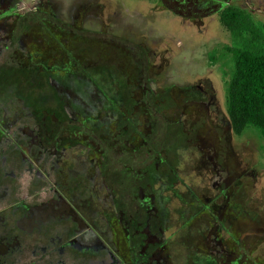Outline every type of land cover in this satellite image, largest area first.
Returning <instances> with one entry per match:
<instances>
[{
    "label": "rangeland",
    "instance_id": "1",
    "mask_svg": "<svg viewBox=\"0 0 264 264\" xmlns=\"http://www.w3.org/2000/svg\"><path fill=\"white\" fill-rule=\"evenodd\" d=\"M169 1L0 0V94L48 66L57 70L71 66L73 72L98 65L119 66L129 83L121 88L125 100L114 104L121 119L116 116L113 121L95 116L90 106L84 108L80 98L70 91H60V87L59 92L64 93L55 95L51 105L33 102L26 87L21 92L30 102L10 99L5 105L8 109L0 108V169L5 167L0 173V257L7 263H14L18 255L16 260L23 264H35L38 240L33 215L42 212L56 218L62 212V203L57 207L45 204L42 210L35 207L29 214L14 209L27 202L37 204L38 198L31 194L39 187L38 175L41 177L52 158L65 155L74 168L78 159L71 152L77 147L83 153L89 149L85 157L98 174V187L105 183L103 188L109 189L106 196L113 194L112 188L115 196L121 191L120 181L136 178L141 182L137 199L152 202L146 176L156 170L165 177L169 171L166 150L183 144L181 153L170 160L171 169L179 175V182L173 186L175 193L164 192L169 199L164 227L169 243L158 246L162 264H193L187 253L197 247L203 254L215 256L219 264H233V258L234 264H264L263 139L254 127L241 135L231 129L226 87L233 62L223 46L233 45V40L218 20V11L232 4L264 22V0ZM174 1L181 2L180 13ZM46 9L61 18L64 26L54 29V19ZM213 51L215 61L210 57ZM39 76L47 80L45 75ZM50 83L57 86L54 81ZM92 90L94 95L99 93L98 88ZM73 102L89 117L82 115V109L72 110ZM86 118L90 123H85ZM85 132L88 137H84ZM3 134L11 135L21 151L17 148L11 152L14 149ZM82 138L85 144L80 145L77 140ZM25 173L27 181L23 182ZM21 183H27L28 189H21ZM13 188H19L18 192ZM192 194L208 206L214 198L217 212L213 221L203 210L191 217L196 218L192 224L182 226L183 216L179 218L178 211L187 203H196ZM28 195L33 199L28 201ZM63 207L68 210L70 205L65 203ZM149 212L143 206L135 209L134 219L124 218L128 227L125 231L134 233V227L145 223ZM229 213L235 217L232 224L224 220ZM16 231L31 246L26 256L22 255L21 241L12 239V234L8 238ZM230 234L240 239L237 249ZM54 239L49 237L50 241Z\"/></svg>",
    "mask_w": 264,
    "mask_h": 264
},
{
    "label": "flooded vegetation",
    "instance_id": "2",
    "mask_svg": "<svg viewBox=\"0 0 264 264\" xmlns=\"http://www.w3.org/2000/svg\"><path fill=\"white\" fill-rule=\"evenodd\" d=\"M168 2L170 1L168 0ZM173 3L180 13L183 9L181 2L174 1ZM74 95L79 98L75 93ZM90 96L94 97L96 95L90 93ZM87 132H85L84 137L89 136ZM80 140L82 141L77 140L78 144H85L83 138ZM128 143H132V141ZM114 144L124 145V142H114ZM59 145L60 142L57 143L56 148ZM78 148H76L77 153H79ZM87 152L89 153V149L86 150V155ZM72 165V160L69 162L65 155L52 158L44 167L46 169L41 177L38 175L39 187L31 194L33 198L35 196L38 198L37 204L33 205L27 202L26 205L19 204L14 208L16 211H25L29 214L35 207L42 210L48 204L57 207L59 203H62L60 206L62 212L60 211L56 218L52 215L42 214V212L33 215L36 217L34 222L38 240V251L36 253L38 258L35 260V264H42L43 261L44 264H47L48 258L50 260L48 264H162L160 254L157 251L160 250L158 246L169 243L164 229L166 226L165 219L168 216L167 211H169V199L164 192L163 195L159 191L157 192V183V187L154 188L155 179L152 176H146L145 179V182L150 183L147 189L153 197L152 202L146 199L142 201L137 199V188L141 186V182L136 178L131 181H120L118 190L121 191L115 196V191L112 188L111 192L113 194L109 193L112 195L106 196L104 193L109 189L103 188L106 187L104 182L102 186L99 185L104 192L98 187L95 178L98 174L94 172V167H91L93 163L88 160V156L78 161L74 168ZM21 177L23 182L27 181L26 173ZM93 181L95 182L94 186L92 185ZM171 186L172 188H167V191L175 193L172 183ZM22 188L28 189V184L22 186L21 183ZM16 189L18 192L19 188ZM91 189H94L97 194L94 195V191L91 193ZM31 195L28 196L31 197ZM28 196L26 197L28 201L33 199L32 197L29 199ZM192 197L196 203H187L185 207L178 211L179 218L183 216L182 226L188 227L192 224L196 218L191 217L203 210L207 212L208 215H206L209 220L213 221L216 217L215 212H217V208L214 206V198L210 199L212 206H208L201 204L197 194H193ZM178 198H181L180 194ZM36 199L34 201H37ZM164 200L165 203H163ZM65 203L70 205L68 210L63 207ZM141 206L150 211L145 223L134 227V233L132 231L126 232L125 229L128 227L124 218L134 219L133 212ZM229 217L232 221H229ZM233 218L235 219L229 213L224 220L232 224ZM133 221L130 220V224H134ZM9 223L11 224L10 221ZM10 224L9 227H12ZM223 227L224 230L228 231L226 225H222ZM200 228L207 229L206 226ZM230 235V239L235 240L233 247L237 249V244L240 245V239L236 238L234 234ZM52 236L55 237L54 241L49 240V237ZM33 242H35V238ZM202 250L197 247L189 251L187 253L189 263L192 261L193 264H219L215 256L210 253L203 254ZM62 254L65 256L64 259L61 258ZM24 255L26 256V254ZM207 256L210 257V260H208L210 263L203 259ZM211 259H214L215 262ZM234 263H236V260L233 258Z\"/></svg>",
    "mask_w": 264,
    "mask_h": 264
},
{
    "label": "trees",
    "instance_id": "3",
    "mask_svg": "<svg viewBox=\"0 0 264 264\" xmlns=\"http://www.w3.org/2000/svg\"><path fill=\"white\" fill-rule=\"evenodd\" d=\"M45 11L48 16L54 19V29L64 26L65 22L54 15L51 9L50 13L47 9ZM218 18L220 25L230 34L233 40V45L223 46V49L231 54L233 62L232 74L230 75L226 87V113L231 129L235 135H241L249 127L256 128L263 139L262 150L264 154V22L257 21L253 17V14L247 9L232 4L223 6L218 11ZM214 54L215 51L210 54L212 61L216 60ZM55 67L56 66H48L41 68L38 75L32 74L26 77L25 84H23L24 80L21 83L9 85L6 93L0 94V108H6L5 105L10 102V99L13 102L21 99L30 102L31 100L27 99V96L21 92H24L26 87L30 89L31 96L33 95V102L37 104L49 103L51 105L56 101L57 95L61 97V93H64L59 92L58 89L60 87V91L75 93L85 104L83 107L86 108L90 106L94 115H97L100 119L103 116L108 117L106 118L107 120L113 121L116 119V116L120 117V112L114 104L119 103L118 101L125 100L126 97L125 94L122 93L121 88L129 85V83L125 81L127 79L121 67L118 66V68L115 69L106 68L105 65H98L94 68L89 67L81 71L74 70V72L71 66H67L66 68L61 67L59 70L55 69ZM51 68L55 69V71H49ZM39 74L41 76L45 75L47 80L45 81ZM50 81L56 82L57 86L54 83L49 84ZM43 85L46 86L44 91ZM41 87H43V89ZM92 88H98L99 92H95L96 96L94 97L89 94L93 92ZM151 90L156 92L154 89ZM75 103L76 102H73L72 110L79 112V110L82 109V115L89 117L85 109L80 107L78 110L75 107ZM84 121L85 123H90L89 118H86ZM127 125L130 127L129 124ZM1 129L2 126L0 125V130ZM2 138L6 139L14 149L11 152L17 151V148L21 151L19 144L16 140L12 139L11 135L7 134V136H5L3 134ZM182 149L183 144L178 146L174 144L169 146L166 150L167 154L165 157H168L169 160L167 158L164 159L167 171L168 169L169 171L165 177L158 174L156 170L152 173V177L158 184L157 192L159 191L162 195L163 192L170 187L171 183L174 186V183L176 184L179 182V175L171 169L170 160L174 155H179ZM81 150V148L78 150L79 153L74 151L71 152V154L78 159L76 163L84 159L86 155V152L83 153ZM11 157L15 159L16 155L13 154ZM7 164L8 163H6V170L8 169ZM4 170L5 167L0 169V173ZM94 184L95 182L93 181L92 185L94 186ZM92 192L95 194L94 189H91V193ZM163 203H165V200ZM11 234L13 235L12 239L16 238V240L21 241L20 248H22L23 254L22 252H19V254L24 255V253L27 252L26 249L31 246L24 243L23 235L20 232L16 231ZM11 234L8 235V238ZM18 257L19 256L16 255L13 259V261H15L12 264H23L21 260H16ZM203 259H206L207 262L210 263V261H208L210 257H203ZM211 260L215 262L214 259ZM0 264L10 263H7L0 257Z\"/></svg>",
    "mask_w": 264,
    "mask_h": 264
}]
</instances>
